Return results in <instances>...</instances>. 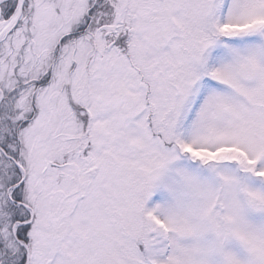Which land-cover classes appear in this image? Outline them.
<instances>
[{"label": "snow or ice", "instance_id": "1", "mask_svg": "<svg viewBox=\"0 0 264 264\" xmlns=\"http://www.w3.org/2000/svg\"><path fill=\"white\" fill-rule=\"evenodd\" d=\"M0 264H264V0H0Z\"/></svg>", "mask_w": 264, "mask_h": 264}]
</instances>
